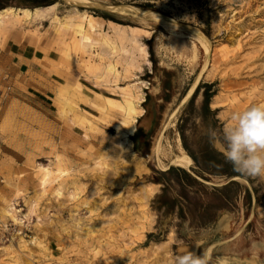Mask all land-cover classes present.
Returning <instances> with one entry per match:
<instances>
[{"label":"rangeland","instance_id":"374dc122","mask_svg":"<svg viewBox=\"0 0 264 264\" xmlns=\"http://www.w3.org/2000/svg\"><path fill=\"white\" fill-rule=\"evenodd\" d=\"M10 7L20 10L0 17V264H174L206 250L210 264L264 263V177L209 176L208 188L238 185L203 228L155 209L151 181L184 145L213 147L206 129L232 111L264 103V0ZM129 117L148 131L137 146L142 133L124 140Z\"/></svg>","mask_w":264,"mask_h":264},{"label":"trees","instance_id":"16d2710c","mask_svg":"<svg viewBox=\"0 0 264 264\" xmlns=\"http://www.w3.org/2000/svg\"><path fill=\"white\" fill-rule=\"evenodd\" d=\"M55 1L0 0V10L10 6L44 7ZM141 6L153 8V4L149 2H145ZM208 100L209 95H206L203 100V111L205 112L210 111ZM184 147L197 167V171L191 174L186 169L176 166H169L166 170L157 171L151 181L161 184V190L153 198L152 206L157 210L163 208L164 212H175L181 220L188 221L191 227L203 228L214 223L221 210L230 203L231 198L225 191L232 185H238L237 182L231 180L222 186L208 188L204 181H208L209 176L232 178L241 175L233 171L232 166L225 161L222 154L211 147L208 141L199 146L194 153H191L185 145ZM245 191V196L248 197L249 191L247 189Z\"/></svg>","mask_w":264,"mask_h":264},{"label":"clouds","instance_id":"9594fccd","mask_svg":"<svg viewBox=\"0 0 264 264\" xmlns=\"http://www.w3.org/2000/svg\"><path fill=\"white\" fill-rule=\"evenodd\" d=\"M228 119L220 129H206L210 143L234 172L242 177H264V103L234 110ZM174 264H210V257L206 252L185 251L174 258Z\"/></svg>","mask_w":264,"mask_h":264},{"label":"bare ground","instance_id":"6f19581e","mask_svg":"<svg viewBox=\"0 0 264 264\" xmlns=\"http://www.w3.org/2000/svg\"><path fill=\"white\" fill-rule=\"evenodd\" d=\"M73 1H75V2H77L78 0H73ZM79 2H81V1H79ZM83 2V1H82ZM124 7V6H123ZM51 7H46V8H35V9H33V10H28V9H21L22 10V12L25 14V16H27V17H33V16H35V15H37L40 11H43V10H48V9H50ZM13 10H20V9H13V8H11V7H8V8H5V9H2V10H0V17H3V16H1L2 14H4V13H7V12H11V11H13ZM130 10V9H129ZM149 13V12H148ZM145 14V13H144ZM144 14H141V15H144ZM151 16V15H150ZM153 16V15H152ZM155 16L158 18V19H160V20H162L161 19V17L160 16H158V15H156L155 14ZM155 17V18H156ZM4 18V17H3ZM156 18V19H157ZM160 20H159V22H160ZM173 28H177V29H179V32H180V35H183V36H188L187 34H189V33H185L184 32V26H183V28L182 27H176V25H175V23H169ZM89 26H90V28H92V25L91 24H89ZM186 28V27H185ZM190 32L195 36L194 37V39H196V41L198 42V44L200 45V47L202 48V49H204V54H206V55H208L209 54V41L207 40V38L205 37V36H202L199 32H198V30L196 31V30H192V29H190ZM190 35V34H189ZM192 38V37H191ZM234 56V55H233ZM207 58H208V56H207ZM262 58H264V57H262ZM261 59V58H260ZM206 64H207V62H206ZM202 69V71H203V68H201ZM196 82V81H195ZM195 84H193V86H194ZM193 86L191 87V89L190 90H192V88H193ZM127 103V114H129V113H134V110H133V107H132V105H131V103L128 101V102H126ZM128 116V115H127ZM134 122H135V118L134 117H129V118H127L125 121H124V125H125V129H126V131L123 133V135H124V140H128L127 139V137L128 136H130V135H132L133 134V132H134V129H135V125H134ZM167 125H169V124H167ZM172 125V124H171ZM178 140V139H177ZM160 147V146H159ZM157 151V150H156ZM158 152V151H157ZM167 155V154H166ZM162 157V156H161ZM170 163L173 165V166H176V167H181V168H183V169H189V166H190V164H191V159H190V157L186 154V153H184L183 152V150L180 148V152L177 154V155H174V157L173 158H171V161H170ZM159 165H161V164H159ZM166 167V165L164 164V165H161L160 166V168L162 169V170H166V169H164ZM44 181V180H43ZM43 183V182H42ZM222 226V225H221ZM224 226V225H223ZM224 238H226V237H224ZM257 243V242H256ZM253 246V245H252ZM186 248V247H185ZM208 250H206V252H207ZM260 255V254H259ZM219 256V255H218ZM227 256H228V254H227ZM227 256H222L221 258H220V260H219V262H218V264H264V263H259L256 259H254V258H249V257H245V258H237V257H227ZM251 257V256H250Z\"/></svg>","mask_w":264,"mask_h":264},{"label":"flooded vegetation","instance_id":"af4514ba","mask_svg":"<svg viewBox=\"0 0 264 264\" xmlns=\"http://www.w3.org/2000/svg\"><path fill=\"white\" fill-rule=\"evenodd\" d=\"M134 131L135 132H133L134 134L133 135H135V137L136 136H138L139 135V133H142L143 135L141 136V140H139V141H135V145L137 146L138 145V143L140 144V143H143V142H145V138H146V136H147V134H148V131H143V130H141V128H139V129H134ZM188 155V154H187ZM191 159V158H190ZM191 164H192V160H191Z\"/></svg>","mask_w":264,"mask_h":264},{"label":"crops","instance_id":"0c3cea01","mask_svg":"<svg viewBox=\"0 0 264 264\" xmlns=\"http://www.w3.org/2000/svg\"><path fill=\"white\" fill-rule=\"evenodd\" d=\"M7 18V17H5ZM3 19V18H2ZM2 21V20H1ZM12 43V42H11ZM9 44L8 40L5 42V46H4V49H6L7 45ZM8 48H10V45L8 46Z\"/></svg>","mask_w":264,"mask_h":264},{"label":"water","instance_id":"95a60500","mask_svg":"<svg viewBox=\"0 0 264 264\" xmlns=\"http://www.w3.org/2000/svg\"><path fill=\"white\" fill-rule=\"evenodd\" d=\"M63 1H65V2H69V0H63Z\"/></svg>","mask_w":264,"mask_h":264},{"label":"built area","instance_id":"2783aa9c","mask_svg":"<svg viewBox=\"0 0 264 264\" xmlns=\"http://www.w3.org/2000/svg\"><path fill=\"white\" fill-rule=\"evenodd\" d=\"M18 232L20 233L21 231L19 230Z\"/></svg>","mask_w":264,"mask_h":264}]
</instances>
